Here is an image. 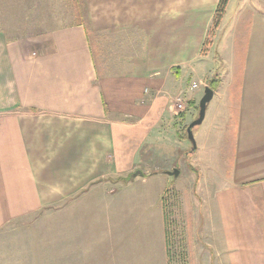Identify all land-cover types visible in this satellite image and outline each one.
I'll return each mask as SVG.
<instances>
[{"label":"crops","instance_id":"0c3cea01","mask_svg":"<svg viewBox=\"0 0 264 264\" xmlns=\"http://www.w3.org/2000/svg\"><path fill=\"white\" fill-rule=\"evenodd\" d=\"M218 2L0 0V264H264V0L228 1L212 64Z\"/></svg>","mask_w":264,"mask_h":264},{"label":"rangeland","instance_id":"374dc122","mask_svg":"<svg viewBox=\"0 0 264 264\" xmlns=\"http://www.w3.org/2000/svg\"><path fill=\"white\" fill-rule=\"evenodd\" d=\"M63 1V0H55V12H57L58 10H60L59 2ZM59 14H55V16L57 17ZM210 30V29H209ZM209 30H208V37L206 38L205 42H204V48H202V55L203 57H206L205 59L212 64H220L221 61V57L220 55H217V53H214L217 49H215L214 47H207L208 45H210L213 41H214V31L215 29H213V31L209 34ZM10 36H26V35H10ZM208 41V44L205 47V43ZM205 85V84H204ZM181 96V95H178ZM177 97V96H176ZM182 97V96H181ZM186 106H184L185 109ZM185 110L182 111V113ZM181 113V112H180ZM187 125H183L181 126L179 129H181V133L180 136L181 138H185L184 137V129ZM199 125H196L193 130H192V135L194 134V132L198 129ZM186 139V138H185ZM194 139V136H193ZM185 160V161H184ZM178 166L180 165V169L182 170L181 176L177 179L170 177L169 181H168V192H167V210H168V222H169V227H168V234H169V240L171 239V242L174 243L175 241V236H176V230H175V226L177 224V221H179V217L173 215L174 212L171 209L172 205L170 200L172 199L171 196H173L175 194L176 198H180L182 197V195L184 194V190L182 189V187L186 188V183H187V178L190 179V184L192 186V194L193 195H198L202 190V181L204 176L203 175H199V173H197L198 171L194 168L191 169L190 164H192V157L190 155H188L187 158H182V160H180L178 163ZM201 174V173H200ZM203 178H202V177ZM191 190V189H190ZM186 191V189H185ZM186 196V195H185ZM173 212V214H172ZM180 223V222H179ZM172 248H174V246H172Z\"/></svg>","mask_w":264,"mask_h":264},{"label":"water","instance_id":"95a60500","mask_svg":"<svg viewBox=\"0 0 264 264\" xmlns=\"http://www.w3.org/2000/svg\"><path fill=\"white\" fill-rule=\"evenodd\" d=\"M212 96H213V90L209 87H205L203 96L201 97V99L199 101L198 117L196 119H194L187 127V136L193 145H194V139H193V135H192V128L195 127L196 125H199L202 122V120L204 119L206 104L211 100ZM167 173L173 177H176L178 174V169L173 168L170 171H168ZM137 175H142V172L137 170V171L133 172L129 176V178H134Z\"/></svg>","mask_w":264,"mask_h":264},{"label":"trees","instance_id":"16d2710c","mask_svg":"<svg viewBox=\"0 0 264 264\" xmlns=\"http://www.w3.org/2000/svg\"><path fill=\"white\" fill-rule=\"evenodd\" d=\"M229 0H219L217 6H216V9H215V13H214V17H213V21H212V25L210 27V30H209V34L213 31V29H216L218 27V25L220 24V21L222 19V16L225 12V9H226V6H227V3H228ZM208 44V41L205 43V46ZM208 87L210 88H214L213 85H208ZM187 127H185L184 129V137L187 139L188 136H187ZM168 192V190H166V193ZM162 201H163V197H162ZM166 220H167V216H166ZM169 227V223L166 222V227ZM168 245H169V235H168Z\"/></svg>","mask_w":264,"mask_h":264},{"label":"built area","instance_id":"2783aa9c","mask_svg":"<svg viewBox=\"0 0 264 264\" xmlns=\"http://www.w3.org/2000/svg\"><path fill=\"white\" fill-rule=\"evenodd\" d=\"M196 84L192 85V88H195ZM174 104H175V109L178 112H182L184 110V104H183V98L181 96H177L174 98Z\"/></svg>","mask_w":264,"mask_h":264}]
</instances>
